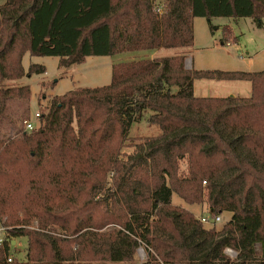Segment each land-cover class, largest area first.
Wrapping results in <instances>:
<instances>
[{
    "label": "trees",
    "instance_id": "1",
    "mask_svg": "<svg viewBox=\"0 0 264 264\" xmlns=\"http://www.w3.org/2000/svg\"><path fill=\"white\" fill-rule=\"evenodd\" d=\"M195 17L260 20L264 0H5L0 82L46 71L25 70L26 53L67 66L190 47ZM195 79L246 80L250 95L196 96ZM30 96L0 87V225L26 238L25 259L8 262L5 241L0 264H264V70L187 69L183 55L115 63L109 84L54 96L25 131ZM147 111L161 133L120 157ZM173 193L230 217L207 226Z\"/></svg>",
    "mask_w": 264,
    "mask_h": 264
},
{
    "label": "rangeland",
    "instance_id": "2",
    "mask_svg": "<svg viewBox=\"0 0 264 264\" xmlns=\"http://www.w3.org/2000/svg\"><path fill=\"white\" fill-rule=\"evenodd\" d=\"M4 1L0 0V4ZM159 1L163 0H157V2ZM193 34L194 40L190 47L137 50L109 56H87L84 61L67 66H60V58L57 56H30L26 53L22 59L25 70L33 63L43 65L46 71L42 74L34 73L30 77L24 76L18 80H4L0 82V87L29 85L31 96L28 104V118L33 120L38 128L40 120L36 121L34 114L41 113L44 108L48 107L54 96H60L77 87L93 88L109 84L111 66L115 63L142 58L183 55L187 69L243 72L264 70V17L260 20L252 17H212L209 19L195 17L193 19ZM194 94L196 96L236 95L247 97L250 95V83L246 80L195 79ZM13 109L18 110L17 106ZM148 114H150L149 111L145 112L140 120L131 125L123 147L120 149V157L133 153L135 145L145 137L161 133L156 125L146 122ZM184 167V162L181 161L180 170ZM172 201L187 208L198 218L211 216L206 202L187 204L175 193H173ZM220 216L221 221L215 224L217 229H220L229 219L230 213L223 212ZM0 235L9 239L10 254L17 260L23 261L26 238L17 237L16 242L11 244V240L13 241L14 238L7 237L6 233H0ZM255 250L257 253L260 252L259 244H256ZM148 256L147 248L145 245H141L136 250L135 261H146Z\"/></svg>",
    "mask_w": 264,
    "mask_h": 264
},
{
    "label": "built area",
    "instance_id": "3",
    "mask_svg": "<svg viewBox=\"0 0 264 264\" xmlns=\"http://www.w3.org/2000/svg\"><path fill=\"white\" fill-rule=\"evenodd\" d=\"M34 119L36 121H39V119H40V113L39 112H36L34 114ZM35 128H36V126H35V122L33 120L27 119V120L24 121V129L26 131H31V130H34ZM199 220L203 224H216V223H218V222L221 221V217H220V215H215V216H201L199 218ZM5 231H6L5 227H3L2 225H0V233L5 234ZM5 241H7L8 244L10 245L9 239L8 238H5L4 236H1L0 235V246H3V243ZM14 241L16 242V239H13V241L11 240V244L14 243ZM225 253L228 254L230 257H235L236 256V253L232 249H230V248H226L225 249ZM13 259H15V257H13L10 254V252H9V254L7 256V261L8 262H11Z\"/></svg>",
    "mask_w": 264,
    "mask_h": 264
},
{
    "label": "crops",
    "instance_id": "4",
    "mask_svg": "<svg viewBox=\"0 0 264 264\" xmlns=\"http://www.w3.org/2000/svg\"><path fill=\"white\" fill-rule=\"evenodd\" d=\"M159 57H162V56H159ZM155 58V57H154ZM21 79V78H20Z\"/></svg>",
    "mask_w": 264,
    "mask_h": 264
},
{
    "label": "water",
    "instance_id": "5",
    "mask_svg": "<svg viewBox=\"0 0 264 264\" xmlns=\"http://www.w3.org/2000/svg\"><path fill=\"white\" fill-rule=\"evenodd\" d=\"M232 96V95H231Z\"/></svg>",
    "mask_w": 264,
    "mask_h": 264
}]
</instances>
